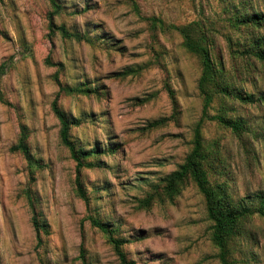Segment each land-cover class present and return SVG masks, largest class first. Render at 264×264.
<instances>
[{
  "label": "rangeland",
  "instance_id": "obj_1",
  "mask_svg": "<svg viewBox=\"0 0 264 264\" xmlns=\"http://www.w3.org/2000/svg\"><path fill=\"white\" fill-rule=\"evenodd\" d=\"M133 1L139 15L129 0H59L63 9L55 22L85 32L88 43L58 33L48 37L47 0H0V65L6 66L0 76V264H84L81 251L85 264H120L105 236L85 220L88 215L110 223L129 241L123 248L136 264H220L203 198L193 184L173 203L156 201L148 209L139 203L152 192L150 186L182 164L202 111L197 58L182 47L177 32L153 35L143 18L214 24L219 34L213 55L230 67L234 61L226 36L245 39V34L227 23L229 10L245 1L264 13V0ZM153 48L163 50L164 70L152 66L138 76H111L148 61ZM48 57L62 64L58 77L63 83L92 91L59 99L66 112L81 119L72 130L74 140L102 152L81 173L88 206L75 194V163L59 142V123L51 111L58 67L45 64ZM251 63L254 72L243 75L238 86L264 94V65ZM164 81L175 92L180 115L145 130L148 122L172 113ZM146 98L150 100L143 103ZM233 107L234 115L248 122L243 135L247 148L213 121H205L202 132L207 143H218L224 164L219 178L239 199L264 192V102ZM216 110L214 105L209 115ZM21 126L28 130L31 154L44 165L35 171L34 181L23 155L10 151ZM27 191L36 197L35 210L49 228L39 245ZM235 249L237 264H264V221L257 214Z\"/></svg>",
  "mask_w": 264,
  "mask_h": 264
},
{
  "label": "trees",
  "instance_id": "obj_2",
  "mask_svg": "<svg viewBox=\"0 0 264 264\" xmlns=\"http://www.w3.org/2000/svg\"><path fill=\"white\" fill-rule=\"evenodd\" d=\"M51 7L48 13V30L51 37L58 33L62 39L75 40L77 42H90L84 32L70 31L64 24L58 25L55 17L59 16L63 9L59 0H47ZM132 7L136 14H140L133 0ZM247 2L240 1L229 10L227 23L236 31H242L245 39H233L226 36V42L231 51L233 65L226 67L222 59L215 58L216 34H219L217 27L212 23L192 21L188 24L175 25L166 23L157 17L143 18L153 33L162 34L177 32L182 38V47L191 55L197 58L200 64V76L197 81V89L202 98V111L198 122L193 129V136L190 141V150L184 161L173 172L159 180L156 185L150 186L152 192L147 193L143 200H140L141 208L148 209L154 202L173 203L185 187L193 184L203 198L206 217L210 222V239L217 249L216 258L220 264H237L234 257L236 252V241L243 237L245 226L248 220L257 214L264 221V192H259L252 197L234 198L227 183L219 177L223 174L224 167L219 145L216 141L207 143L204 139L202 128L205 121H213L220 127L228 129L238 139L240 144L247 148L244 134L249 131V125L245 118L234 115L233 105L255 106L264 102V94L247 92L238 86L242 82V76L254 72L255 66L252 61L264 65V13L263 11L251 10ZM153 56L148 61L126 67L111 76L126 78L138 76L152 66H159L164 70L162 56L164 53L160 48H153ZM242 61L241 65L237 60ZM45 64L51 67H58L53 75V80L58 90L51 102V111L59 123V142L65 147L70 158L75 163L74 191L76 196L89 204V197L82 182V171L94 166V161L102 153L97 147L87 149L80 146L72 136V130L81 124V119L66 112L59 103L62 95L78 96L90 94L92 91L86 85H69L63 83L58 77V71L62 68L61 63H53L50 58L45 59ZM5 65H0V76L5 73ZM164 90L172 104V113L167 117L148 122L145 130H152L162 127L169 121H177L180 115L178 101L174 90L167 81H164ZM146 98L142 102L149 101ZM217 105L214 115H209V110ZM29 133L25 126H21L19 137L15 145L10 147L11 152H18L23 155L28 164V173L32 181L35 180V171L43 169L44 165L33 157L28 146ZM112 152V151H111ZM27 200L32 208V227L35 232L37 244L42 243V237L48 235L47 222L35 210L37 199L30 191H27ZM90 225L100 231L112 247V250L120 264H136L134 260L127 258L124 245L127 241L116 234V230L108 222L88 215L86 217ZM80 258L85 264L84 252L81 251Z\"/></svg>",
  "mask_w": 264,
  "mask_h": 264
}]
</instances>
